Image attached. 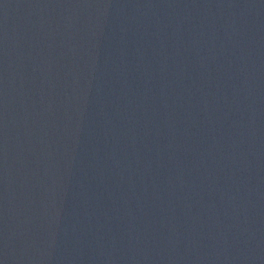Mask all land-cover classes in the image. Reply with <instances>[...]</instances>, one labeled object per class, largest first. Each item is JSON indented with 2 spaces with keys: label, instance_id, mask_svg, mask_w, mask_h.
<instances>
[{
  "label": "water",
  "instance_id": "95a60500",
  "mask_svg": "<svg viewBox=\"0 0 264 264\" xmlns=\"http://www.w3.org/2000/svg\"><path fill=\"white\" fill-rule=\"evenodd\" d=\"M0 264H264V0H0Z\"/></svg>",
  "mask_w": 264,
  "mask_h": 264
}]
</instances>
